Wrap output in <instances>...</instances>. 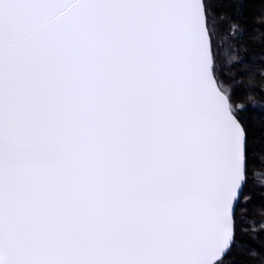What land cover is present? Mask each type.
<instances>
[{"label": "snow or ice", "instance_id": "6c2138e0", "mask_svg": "<svg viewBox=\"0 0 264 264\" xmlns=\"http://www.w3.org/2000/svg\"><path fill=\"white\" fill-rule=\"evenodd\" d=\"M0 0V264H264V0Z\"/></svg>", "mask_w": 264, "mask_h": 264}, {"label": "trees", "instance_id": "16d2710c", "mask_svg": "<svg viewBox=\"0 0 264 264\" xmlns=\"http://www.w3.org/2000/svg\"><path fill=\"white\" fill-rule=\"evenodd\" d=\"M249 3L252 5L250 16L254 17L258 14L261 0H249Z\"/></svg>", "mask_w": 264, "mask_h": 264}]
</instances>
